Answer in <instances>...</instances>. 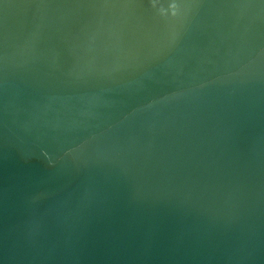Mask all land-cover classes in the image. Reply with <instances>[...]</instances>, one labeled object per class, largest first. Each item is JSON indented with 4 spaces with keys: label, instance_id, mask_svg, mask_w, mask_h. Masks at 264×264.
<instances>
[{
    "label": "water",
    "instance_id": "95a60500",
    "mask_svg": "<svg viewBox=\"0 0 264 264\" xmlns=\"http://www.w3.org/2000/svg\"><path fill=\"white\" fill-rule=\"evenodd\" d=\"M0 264H264V0H0Z\"/></svg>",
    "mask_w": 264,
    "mask_h": 264
}]
</instances>
